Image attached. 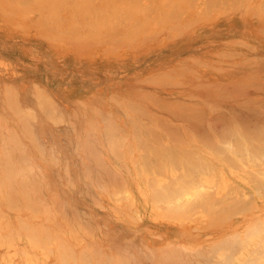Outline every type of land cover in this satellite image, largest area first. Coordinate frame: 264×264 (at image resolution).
Returning a JSON list of instances; mask_svg holds the SVG:
<instances>
[{
    "label": "crops",
    "instance_id": "0c3cea01",
    "mask_svg": "<svg viewBox=\"0 0 264 264\" xmlns=\"http://www.w3.org/2000/svg\"><path fill=\"white\" fill-rule=\"evenodd\" d=\"M209 3H211V5ZM55 5L56 4L48 3H45L42 6L33 4L29 6V8H26L23 4L15 3L13 1L4 2L0 0V58L6 57L13 64H9L11 66H7V68H1L0 66V89L5 87H13L19 93L18 99H15L14 101H10V99L0 100V103L4 102V104H0V106L19 108L17 116L9 115L10 119L0 122V138H14L16 140V148L9 153V155L11 154V157L8 155L9 151H7L5 154L7 158L5 161L8 165L5 168H8V170L11 168L10 171H16L17 169L16 172H27V170L32 171L33 174L31 177L32 179L33 177L35 179L33 181H47L42 184L32 183L30 184L31 186L34 184V186L43 185L69 188V190L65 191L63 196V201L69 204L67 209H65V212L67 213L66 217L71 218L72 216V204H78V206L74 207V210L75 212H79V217L81 218V227L83 230L85 229L87 231L86 237L82 238V242L84 241V244L81 245L82 250H85L86 248L88 249V246H90V249L94 250L95 252L105 251L106 256L115 258L114 256L117 252L127 249L129 254L133 256L130 258L131 264H163V262L177 261L178 258H180L179 260L181 261L183 259L184 262H188L191 259H194V262H198V260L202 261L204 258L206 261L207 257H205V255L207 256L210 254L209 249L211 248V245L213 242H216L217 238H221V235L216 234L219 231V226H217L216 223L222 222L226 214L219 215L221 217V221H218L219 218H217V215L213 213L214 211L211 212L210 207H208L210 212H207V206L210 205L207 204L208 200L206 199L207 196L205 195L210 192L208 189V192L205 190L203 192L202 188L203 186L205 188L206 185L208 186L216 184V172L217 170H225L226 163H223L219 160L217 162V155H222L224 152L222 149L223 147H221L219 144L222 149V153L220 152L219 147L216 150L218 152L213 151L215 147L212 149L213 146H211V143H208L210 145H207L205 143L206 141L203 140L206 138L205 135H207L204 129L211 133L210 135H212L211 137L213 138V143H221L219 140H222L224 137L222 136V139L218 138V136L221 135L219 134L218 130L215 131V123L212 125L214 126L213 129L211 128L212 126L209 129L207 128L212 124V120L215 121L214 119L216 116H218V112H222V116L225 114L224 118H227V121L230 119L231 122H235L239 119L233 113H229L228 108H238L239 106L238 109H240L244 103V99L245 102L251 104L248 98H260V102L261 100L264 101V90L261 89V85L264 89V0H192L189 2L177 3L175 5L176 7L174 6V9L172 8V10L175 11V17H172L173 14H170L166 19H150L149 24H146V26H158L159 28L155 29L154 31L152 29H145L146 34L140 36L136 35L134 28L129 29L126 35L123 31L119 30L117 33H113V31H103L104 33H100L101 35L98 33L93 34L90 30L92 26V18L90 19V16L83 12L78 14L82 16L78 23L79 29L76 27V24L73 26L62 22H59L61 24H57L55 18L68 17V13H61L57 15L54 14V18H51L47 13H39L40 11L45 12L47 10H58L62 12H69L72 10H133V7L129 4L94 3L91 5H74H79V8H73V4L70 3L60 4L57 8H55ZM25 10L37 11L38 13L28 14V18L23 20H18L16 17H14L17 16V14H21L22 11ZM169 10H171V8H169ZM10 16L12 18H8ZM147 22L148 21H146V23ZM189 22L192 24L185 28L187 26L186 24ZM130 25L135 26V19L130 20ZM60 27L63 28L61 29ZM180 28H185V30L178 33ZM71 43L80 44V49L76 50V53H80V55L84 56V63H87L86 65L88 66V69L86 72H84L85 74H77L71 69L65 70V65L61 61L62 57L58 56L54 58L52 62L48 61L50 55H55V47L58 48L62 47L60 45L64 46ZM121 47L123 50H121ZM64 48L65 47L58 49L59 51H63ZM168 74L170 75L168 76ZM71 75H74L76 81L74 80V82H70L68 84L66 81L69 80ZM248 75H251L252 77ZM166 80L167 82H164ZM176 80V84L173 83ZM256 80L260 82L258 85L262 83L260 87L256 84ZM250 81H255V86L258 88H255L254 84L251 86L249 83ZM245 84L247 85L245 86ZM36 87H39L50 97V106L52 107L51 110H47L46 113L41 111L40 103L34 96L36 93L35 90L37 89ZM253 87L255 90H253ZM258 89H261L263 92H260L261 90ZM220 91H222L221 93H225V95L223 94L221 96V94H219ZM228 93H230V95H228ZM258 94L260 95L258 96ZM29 95H31V97H29ZM247 96L249 97L247 98ZM177 100L180 104L177 102ZM240 100L242 103H239ZM256 100L257 99L253 101L252 99V102L254 103L253 106L252 104L250 105L248 103H244V106L250 105V107H254L257 105L259 107L260 102L258 103L259 100L257 102ZM168 101H171L172 103ZM157 102L161 104L164 103L166 105L165 107L161 105L164 109L168 108L167 110H175V115H177L176 113L182 114V110L184 111L185 108L188 110L189 105L195 108L201 107V110L199 109L201 113L203 112V114H205L207 112L206 116L204 115L206 118H202H205L206 122L211 124L206 126L207 124L204 122V125L202 126L196 123L198 120L194 122V119H192V121L190 118L195 117H191V115L194 113H192L190 117L187 118L189 121H186L187 119H181L184 115L181 117L177 115L178 117L175 116L176 118H173L174 114L169 111L172 113V115H169V112L165 113V111H162V108L159 107L160 105ZM174 102L176 103L177 107H179L182 103V105L186 106L180 111L179 108L181 107L177 108L174 106ZM260 104L263 103L261 102ZM169 105L172 106L170 107ZM133 106H135V108H133ZM183 107L184 106H182V108ZM242 107L240 110H243ZM260 107L262 109L264 105H261ZM202 108H204L206 112H204ZM192 109L193 108L190 107L188 111H192ZM193 110V112L198 114L197 108L196 110ZM27 111H29L31 115L24 114L29 113ZM216 111L218 112L216 113ZM200 112L199 114H201ZM213 112L216 116L213 114ZM187 113L184 112L185 117H187ZM203 114L201 116H203ZM221 114L219 116H221ZM198 115L196 116L198 117ZM210 115L212 117L215 116L214 119H211ZM259 115L264 121V116L261 112L260 114L255 115L256 118H258ZM248 116L249 115L247 114V117ZM160 117L164 120L162 122L161 119L159 121L160 123H167L169 128L170 126L176 125L175 128L179 129L177 131H179L182 136L178 137L179 139L176 137L175 139L173 138V140H171V137L173 136L172 133H170L172 136L168 135V133L166 134L163 129L164 127H162L166 126L167 128V125H163L161 123L162 125L160 126V123L158 124L157 119H160ZM251 117L248 119L253 121L254 118ZM178 118V121L175 120ZM224 118L221 120L226 122ZM256 118V123H264L262 120L260 121ZM166 120H168V122H166ZM57 121L59 122L57 123ZM190 122H193L196 124V126H201V128L204 127V129H201L199 126H197L199 128L198 129L197 127H194L195 125H193V123L191 124ZM153 123H155V125ZM110 125L112 126L113 130L111 129ZM191 127H193V129ZM238 127L241 128L242 126ZM196 128L198 131H200V129L203 130L202 132H204L203 136H205V138H202L201 131V133L198 132L199 134H196ZM170 129H173V127ZM109 130L111 132H109ZM169 130L168 132L176 133V131H173L174 129L171 131ZM217 131L219 135L217 134ZM136 132H139V138ZM244 132L245 131L242 133L240 131L242 135H244ZM176 134H174V137ZM197 135L201 136L200 139H202L204 143ZM242 135L241 139L243 137ZM106 136L110 138L108 139ZM111 136L115 138H112L114 140L113 144ZM122 136H125V138ZM134 136L136 139L138 138L139 141L142 139L141 141L143 142L140 141V144L139 141L134 138ZM117 137L118 139H116ZM145 137L149 139L147 140ZM209 137H207V140ZM183 138L186 140L184 143ZM154 139H156V141ZM230 141V143L233 144V147L238 148L237 146H234L232 140ZM107 143L110 144L108 145ZM160 143H163V145H168H166L167 149L164 153V155H167V159L168 155H170L167 154L168 147H172V150L169 149L171 151H169L170 153L176 149L175 152H173L174 154L172 153L170 156L173 157L174 155L177 158H184L187 156L189 157L188 160L192 156L188 155L191 152L194 151L195 153L196 151V153H198L199 159L203 156L204 159L201 158L200 160L209 161V163L207 164L206 162V164H211L214 168V171H216V175L212 174L214 171L206 166L209 168V171L206 172L208 168L206 169V167H204L205 165L203 164L205 163H202L201 166L205 168L206 171L202 167L206 173L201 172L199 168H196L201 172L200 173L198 171L196 175L198 179L201 180L200 183H206L205 185L201 184V186H199L202 187L199 189L202 191L201 193L199 192V195H196L195 198L196 200L198 196L202 197V193L205 194L201 198V200H204L203 198L205 197L207 200V203L205 202L204 205H202L203 208L206 206L204 211L200 209V201L197 200L196 202L199 203V206H194L196 210L193 212V209H189L192 213H189L188 209L185 211L182 207H180L178 205L180 202L175 201V203L174 201H171L176 204V208L178 206L182 208L181 211L184 210L186 213L188 212V214H184L185 212L182 214V212L179 211V208V212L175 211L177 209H174L172 203H170L172 204V207L169 208L167 204L165 207L169 209L172 208L174 211H166V209H162L164 205H162L161 202L157 203L154 201L155 199H151V194H155L157 189H161V187L160 189L157 187L162 181L165 182L168 180L169 183V179L174 175L175 178L173 177V180L179 179V177L177 178L176 175L181 172L184 173L181 167H185L186 164H189V169H194L190 164L191 161L188 162L187 160L188 163H186L184 166H181L183 160L182 162H178L179 159L176 160L174 157L173 158L177 161L173 162L177 165H175V169H173L172 166L174 164L171 165V161L174 160L172 157V160L168 159L171 160L170 163H168L169 167L164 166L161 168L162 165H164L163 163L167 161L166 159L165 161L163 160L164 162L161 160L165 156L160 153L163 152L166 146L164 145L165 147L162 148L163 145ZM114 144L117 146H114ZM225 144L226 146H230L228 142ZM110 145H113V147H110ZM137 145L139 148H137ZM144 146H147L148 149L144 150ZM226 146H224V150H227L225 149ZM180 147L187 149L188 152L186 150L185 151L189 154L185 155L187 154L185 151L181 153L179 151L181 150ZM113 148L115 150L114 153L112 150ZM229 148L228 150H230ZM243 148L244 147H242L240 150L245 152L244 150H246V148ZM157 149L160 151V158L162 157L159 159V161L161 160L163 163L161 167L157 166L156 168L157 171L162 169V173L160 172L157 174L156 171V173L153 174L152 172H155V168L152 169L150 166L153 165V163L156 165V162L151 160L153 162L151 163L150 157L153 159L152 154L155 153V157L157 159L159 158L157 155ZM143 150L147 153H145ZM116 151H118V153ZM115 152L119 155H115ZM230 152L228 151L229 154H232ZM228 153L226 152V154ZM235 153L239 154L238 152ZM223 154L225 155V153ZM93 155L94 157H92ZM143 155H149L147 156L149 160L147 165H145L146 157L143 158L145 159L143 161L141 159ZM97 156H99V159H96V161L98 160L99 164L96 162V166H94L95 158H98ZM187 157L184 158L185 162ZM9 158L12 160L11 163ZM100 159H103V162L105 161V163H103ZM199 159L196 158L193 159V161ZM133 160L137 162L135 163ZM133 163L136 165L134 166ZM12 164L13 166L16 165V169L12 166ZM101 164L102 166H100ZM179 164H181V167ZM193 164H198L199 166L201 163L199 164L197 161L193 162ZM155 165H153V167ZM165 165H167V163ZM101 167L105 169L102 170ZM187 168L188 167L186 166L184 170L186 171ZM196 169H194L195 171L193 170L194 174L191 171L193 176L195 175V172H197ZM112 170L113 172H111ZM170 170L172 172H170ZM177 171L180 172L177 173ZM186 172L184 173L185 175ZM98 173L101 175L102 180ZM150 173L157 181H151L155 183L153 186L157 188L155 190L156 192L153 191L154 187L152 188L153 190L151 189L152 191L149 189L150 179H153ZM165 173L167 176H170H168L169 179H167ZM120 174L125 181L123 179L121 180L122 177ZM159 175L162 178L159 177ZM111 176L113 179H116L114 182L112 181L113 179ZM147 176H149L150 179L146 178ZM200 176H202V179H200ZM185 177L189 180V177L191 176H184V178ZM99 178L103 184H99L101 183ZM17 179H19V177ZM120 181H124L125 183H121ZM183 182L185 183L186 181ZM146 183L149 184L147 185ZM179 183L181 182L177 180L176 184ZM16 184L14 185H29L28 183ZM171 184L172 183H170V185ZM176 184L173 183L171 186L176 188ZM181 184L178 185L179 188ZM117 186L119 188H117ZM188 186L189 185L187 184V187ZM100 187L104 189H101ZM187 187H184V189H186L185 193L183 188H180L182 189L183 193H181V190H179L180 192L177 190L179 194L181 193V197L183 194L185 195L187 193V190L188 195L190 194V197H192L191 194L194 192L191 193L192 190L190 189L193 188V186H191L190 189ZM208 187L210 188V186ZM72 188L79 189L77 191L73 190ZM124 188L127 190H124ZM162 188H164V186ZM171 188L168 186V191H170ZM214 188L215 186L213 187V190H215ZM173 190L175 189L173 188ZM195 190L198 191V189ZM125 191L126 193L124 194L128 198V203L120 204L118 198L119 195L117 194H121ZM163 191H166V189H163ZM197 191L194 194H196ZM173 192L174 191H172V194H174ZM165 193L163 192V199L165 197L164 203L170 202V200L174 199L170 197L171 199L169 198V200L166 198V196H168L170 193ZM212 194L210 197L208 195V197L214 198V195L212 196ZM188 195H185V197ZM154 196H158L157 193ZM194 197L195 196H193L189 202L192 201V199L194 201ZM200 197H198V199H200ZM176 198L175 200H178L180 196H178L177 199ZM187 198L189 199V196ZM187 198H183V200H186L187 202ZM180 200H182V198H180ZM98 203L99 205H96ZM192 205H190L191 208L193 207ZM187 206L189 207L188 204ZM176 215L177 217H175ZM185 215H189V217ZM228 217H233V215H228ZM164 218L165 221H163ZM84 219H86L85 227ZM167 226L178 229L176 230L178 234L174 233L172 235V239L170 240L165 238V230ZM179 233L180 237L178 238ZM186 235L187 238H185ZM88 237L89 239L94 238V241H89ZM121 237L123 239L127 237L128 241L122 243L120 241L122 239ZM159 243L162 244L160 245ZM173 243H176L180 250H178L179 248L177 246L174 248ZM144 246H146L147 249ZM168 248L172 253L167 251ZM193 248H195V251L198 250L197 252L200 251L199 255H202L199 256L197 252L195 253ZM87 249L86 251H88ZM174 249L177 250L174 251ZM164 252L167 255H164ZM174 253L176 254L174 255ZM186 254H189L191 259L189 257L188 260V258L180 256H187ZM170 255L174 258L170 259ZM208 257L209 258L207 259V262H213L215 259L210 255ZM111 258L108 257V261ZM48 263L50 264L51 262ZM65 263L71 264L69 262H64V264ZM54 264H57V262ZM80 264L100 263L99 259H96L95 262H80ZM110 264H119V262H112Z\"/></svg>",
    "mask_w": 264,
    "mask_h": 264
},
{
    "label": "rangeland",
    "instance_id": "374dc122",
    "mask_svg": "<svg viewBox=\"0 0 264 264\" xmlns=\"http://www.w3.org/2000/svg\"><path fill=\"white\" fill-rule=\"evenodd\" d=\"M1 1H4V2L13 1L15 3L25 5L26 8H29V6H31L33 4H36V5L38 4V5L42 6L45 3L46 4L47 3L48 4H56L55 8H57L60 4L67 3L66 1H68V2L71 1L70 4H73V8H79L80 4H88V5H91L94 3H125V4H129L130 6L133 7V10H129V11H127V10H125V11H100V10L80 11V10H72L69 12H62V11H58V10H47L45 12L40 11L39 13H47V14H49V16L51 18H54V14L57 15V14H61V13H68L67 14L68 17H57V18H55L57 21V24H61L59 22L66 23L67 25L70 24L72 26L74 24H76L77 25L76 27L78 28V26H79L78 23L82 18V16H80L78 14L83 12L85 14L87 13L90 16V19L92 18V22H91L92 26H91L90 30L93 34H96V33L100 34L103 31L104 32L105 31H108V32L113 31V33H117V31L119 30V31H123L126 35L129 31V29L134 28L136 35L140 36V35L146 34L145 29H148V30L152 29L154 31L155 29L159 28L158 26H150V25L146 26V24H149L150 19H154V18L159 19L160 17L166 19L168 17L169 13L173 14V16L175 17V11L174 10L169 11V8L172 7V4L174 6V4L176 5L177 3H184V2H189L192 0H66V1H64V0L63 1H61V0H1ZM199 1H209V0H199ZM174 2H176V3H174ZM149 3L151 4V6L147 5ZM165 3H166V5H164ZM75 4H79V5L74 6ZM145 5L148 8H146ZM157 5H158V7H157ZM154 7H157V8H155V10H154ZM93 8H95V7H93ZM172 8H174V7H172ZM146 9H148V10H146ZM34 13H38V12L25 10V11H22L21 14H19V15L17 14V16H14V17H16L18 20H23L25 18H28V16H29L28 14H34ZM125 13L127 14V16ZM128 14H129V16H128ZM71 17H73V18H71ZM8 18H12V17L10 16ZM131 19H135V25L136 26L130 25ZM146 21H148V22L146 23ZM191 24H192L191 22L187 23L186 24L187 26L185 28L189 27ZM60 28L62 29L63 27H60ZM185 28H180V30H178V33L185 30ZM57 34H60V33H57ZM60 46L65 47L64 50L59 51L58 48L62 49V47H58V48L55 47V51H54L55 55L54 56L50 55L49 56L50 58L48 61L52 62L54 58H56L58 56L62 57L61 61L65 65L64 66L65 70L71 69V70H73V72H76L77 74L78 73L85 74L84 72H86V70L88 69L87 68L88 66L86 65L87 63H84L85 62L84 56L80 55V53L79 54L76 53V50L80 49V44L71 43L68 45H64V46L60 45ZM121 50H123L122 47H121ZM6 60L9 61V59L6 57L0 58L1 68H7V66L10 67L11 65H13L12 62H10V61L8 62ZM9 64H11V65H9ZM74 80H75L74 75H71L69 77V80L66 82H68V84H69L70 82H74ZM36 88L37 89L35 90L36 93L34 96H35V98H37L39 103H40V100L47 103V107H46L47 109H45V107L40 108L41 111H44L46 113L47 110H51V107H52V106H50L51 105L50 97L46 93H44L39 87H36ZM17 93L18 92L13 87H10V88L5 87L3 89H0V100L10 99V101L11 100L14 101L15 99H18L19 93L18 94ZM29 97H31V95H29ZM41 103H43V102H41ZM0 104H4V102H1ZM40 106H41V104H40ZM17 108L9 107V106H0V122H4L7 119H10L9 115L17 116V112L19 110V108L18 109ZM27 112H29V111H27ZM230 112L233 113L232 111H229V113ZM26 114L31 115V113H26ZM243 129L244 128H240L239 131L243 132L244 131ZM230 145H232V144H230ZM13 148L14 149L16 148V140L14 138H10V139L0 138V157L2 158V159H0V174H1L0 180H2V181H0V210H2V212L0 211V214H1L0 215V264H47L48 262H51L50 264H54L55 262H57V264L58 263L62 264V261L67 262V260H66L67 257L70 260L69 256L71 258L73 256H75L74 261L72 260L73 264L74 263L80 264V262L83 259H84L83 262H88V263L95 262L96 259H99L100 264H106V263L110 264L112 262H117V261L119 262V264H126V262H127V264H131L130 258H132L133 256H130V254L127 250H123V251L120 250L119 252H117L116 255L114 256L116 259L111 258V256H108L111 258L110 259L111 261H108L107 256H105V253H106L105 251L95 252L94 250L90 249V246H88L89 247L88 253L86 250H82L81 245L84 244V241L82 242V238L86 237L87 231L85 229L83 230V228L81 227V218L79 217V215H80L79 212H75V210H74V207L78 206V204H74V203L72 204V207H73L72 216H71V218L66 217L67 213L65 212V209H67L69 204L65 203L63 201V196L65 194V191L69 190V188L56 187V186H43V185L31 186L30 184H32L33 182L42 184V183H45L47 181L46 180L33 181L31 179L32 178L31 175L33 174L32 171H31L32 173H30V171H27V172L10 171L9 172L8 168L6 169L8 172L5 171V167L8 166L5 159H4V158H6L5 154L9 150L13 151L14 150ZM41 150H42V148H41ZM2 154H4L5 157ZM233 154L234 153L230 154V156H232L233 159L236 158L235 161L241 162V159L244 158V156H240L241 158L239 159V157L237 156L238 154H236V155L235 154L233 155ZM227 156L230 157L229 155H227ZM227 156L225 157L223 155H217V162L219 160L223 163H226L225 164L226 169L222 170V171L217 170V172H216L217 173L216 179L218 178V181L216 182V187H218V188L216 189V191H220V190L226 191L227 186H231L230 184L233 185L235 183L234 178L231 175L232 168H233V170H234V168H237V171L240 174L243 173L244 175H246L244 173V171H242V169L240 168L241 167L240 165H239L240 167L238 166V164H237L238 167L237 166L234 167L235 165L232 166L231 164H232L233 160H231V158H230L231 161L229 162L228 160H226L228 158ZM254 157H256V156H254ZM235 161H233L234 164L236 163ZM242 161H243V159H242ZM240 162H237V163H240ZM249 163H250V161H249ZM230 168H231V170H230ZM6 172L8 174L10 173L9 174L10 180L7 177ZM5 176L7 178H5ZM12 176H14L15 179H13ZM18 177H19V179H17ZM262 177H264V176H262ZM262 179H264V178H262ZM13 180H15V181H13ZM22 180H25V181L21 182ZM31 180H32V182H31ZM230 181H232V182H230ZM27 182L29 185H25V186H15L14 185L16 183H27ZM228 182H230V183L228 184ZM10 185H11V187H9ZM29 186L31 188H29ZM28 188H29V190H28ZM225 188H226V190H225ZM11 189H13V191L14 190L15 191L13 192ZM72 189L78 191L79 188H72ZM7 190H8V193L10 190L11 194L10 193L8 194ZM21 190H22V192H21ZM16 191H17V193H16ZM223 191H221L222 194L224 193ZM29 193H30V195H29ZM7 194L9 195V197H7ZM120 195L123 196L125 194L122 193ZM230 195H232V194H230ZM240 196H241V194H240ZM240 196L238 194L237 197L239 198ZM242 196H244V195H242ZM5 197L7 198L8 201L5 200L6 199ZM10 197L11 198L13 197L12 202H14V204H15L14 206H12V205L10 206V204L7 203V202L11 203V201H9V199H8ZM234 197H235V194H234ZM16 198L19 200H17L15 202L14 200H16ZM32 198H34V200ZM246 198H248V197H246ZM25 199H26V201H24ZM30 199H32V200H30ZM35 200H36V202H35ZM27 201L29 204L27 203ZM119 201H120V204H126V203H128V198L127 197L125 198L123 196L122 198H119ZM6 203L9 204V206H7ZM25 203H27L29 207L26 206L27 204H25ZM16 204H18V206H16ZM33 204H34V206H33ZM35 204H37V205H35ZM23 205H25V206H23ZM32 208H34L33 209L34 211L32 210ZM43 209H45V210H43ZM245 215L246 214L243 215L242 213L241 214L237 213V215H236V213H235L233 215V217H226L225 216V218L223 219V220L226 219L225 222L222 221V222L217 223V226H219V231H218L219 233L217 232L216 234L221 235L220 236L221 238H217L216 242H218L221 239L223 240V238H222L223 233L232 234V232H234V230H236V229L240 230V231L237 230L238 231V237L236 239L238 241L235 239L236 241L234 240V242H233V239L229 238V239H232L229 241L231 244L230 247L233 250V251H231L233 254H231V257H229V258L224 257V256L228 255V254H226L227 250H230V248L227 247V246H229V243L228 244L226 243L227 246L223 245L221 243L223 245L222 246L223 248L221 246H220V248H216L217 251L214 252V254L216 253L215 255H217L216 260L222 261L225 258L226 262L224 259V263L219 262V261H217V262L213 261V262H203L204 264H264V214H260V216L256 217L258 220L255 218L254 219H251V218L247 219ZM2 217H3V219H2ZM18 218H21V220L18 221ZM218 218H219V221H221V217L219 216V214H218ZM250 220H253V221H250ZM17 221H18V225H17ZM249 221L252 222L253 225L250 223L247 224V222H249ZM85 222H86V219H84V227H85ZM27 224H29V226ZM231 224H233V225L231 226ZM246 224L247 225L250 224L251 227L250 226L247 227ZM19 225L21 226V228H19L20 227ZM31 225L33 228L36 229V231H35V229L32 230ZM42 225H44V226H42ZM45 225H47L48 230L46 228H45L46 230L44 229V227H46ZM24 226H25V228H27V226H28L29 229L26 230L24 228ZM42 227L44 230L42 229ZM234 227H236V228L234 229ZM9 229H11V230H9ZM249 229H250V231H249ZM252 230H253V232H252ZM32 231H34V233H32ZM46 231H48L50 234H48V232H46ZM16 235H17V237H16ZM32 235H34V236L32 237ZM44 235H46V236H44ZM88 239H89V237H88ZM46 240H48L49 242L48 241L46 242ZM89 241H94V238L89 239ZM120 241L122 243L127 242L128 238L127 237L125 239L122 238ZM229 241H227V242H229ZM41 243L44 246L41 245ZM57 244L64 245V246L60 247V245L58 246ZM213 244H214V242H213ZM213 244L211 246H213ZM88 245H90V244H88ZM39 246H41V248ZM49 246L51 248V249L49 248L51 251H49V249H48ZM235 246H237V247H235ZM58 247H59V249H57ZM67 247H69V248L71 247V249H73L74 255L72 256V252H71V254H68L67 256L65 254L64 255L65 259H64V258H62L63 256L60 254V252L63 251L62 250L63 248H66L64 250H66V253H69L68 252L69 248L67 249ZM211 249H212V247H211ZM59 250H61V251H59ZM210 251H212V250H210ZM58 252L61 255L60 256L61 260L62 259H64V260H62V261L59 260L60 257L58 255ZM80 254L82 256H80ZM212 254H213V252H212ZM224 254H226V255H224ZM122 255H124L123 258H122ZM8 256H9V258H8ZM89 256H90V258H89ZM125 256L129 258V259L127 258L128 261H126V258H124ZM222 256H223V259L221 260ZM228 256H230V254ZM77 257H79L80 259L79 258L77 259ZM72 261L70 260L69 262L72 263ZM124 261H126V262H124ZM179 261L181 262V260H179ZM180 262H178V261L168 262V263L163 262V264H196L197 263V262L195 263L194 260H189L188 262H181V263Z\"/></svg>",
    "mask_w": 264,
    "mask_h": 264
},
{
    "label": "bare ground",
    "instance_id": "6f19581e",
    "mask_svg": "<svg viewBox=\"0 0 264 264\" xmlns=\"http://www.w3.org/2000/svg\"><path fill=\"white\" fill-rule=\"evenodd\" d=\"M61 1H63V0H61ZM64 1H66V0H64ZM217 1H218V0H217ZM66 2H67V3H70L71 1H70V2L66 1ZM149 2H150V1H149ZM176 2H177V1H176ZM176 2H174V3H176ZM214 2H216V1H214ZM150 3H151V2H150ZM150 3L147 4V5H150V6H151ZM211 3H212V2H211ZM211 3H209V4L211 5ZM230 3H231V2H230ZM164 5H166V3H165ZM150 6H149V7H150ZM174 6H175V4H174ZM174 6H173V4H172V7H174ZM145 7L148 8L146 5H145ZM157 7H158V5H157ZM157 7H154V10H155V8H157ZM172 7H171V10H172ZM175 7H176V6H175ZM173 9H174V8H173ZM146 10H148V9H146ZM169 11H170V10H169ZM177 12H178V11H177ZM126 13H127V12H126ZM126 13H125V14H126ZM128 13H129V12H128ZM118 14H119V13H118ZM169 14H170V13H169ZM169 14H168V16H169ZM123 16H124V15H123ZM126 16H127V14H126ZM128 16H129V14H128ZM115 17H116V16H115ZM124 17H125V16H124ZM172 17H173V15H172ZM71 18H73V17H71ZM127 18H128V17H127ZM160 18H161V17H160ZM98 20H99V19H98ZM116 24H117V23H116ZM107 25H108V24H107ZM135 26H136V25H135ZM171 28H172V26H171ZM107 30H108V29H107ZM101 31H102V30H101ZM171 31H172V30H171ZM100 35H101V34H100ZM116 39H117V38H116ZM105 40H106V39H105ZM105 40H104V41H105ZM108 40H109V39H108ZM114 40H115V39H114ZM166 75H167V74H166ZM169 75H170V74H168V76H169ZM163 76H164V75H163ZM248 76H251V75H248ZM263 76H264V75H263ZM251 77H252V76H251ZM260 77L262 78L261 75H260ZM160 80H161V79H160ZM179 81H180V80H179ZM239 81H240V80H239ZM251 81H253V80H251ZM251 81H250L249 83L251 84V86H252V84H254V87H255V88L257 87V86H255V85H256V84L258 85V83H260L258 80H256V82H257L256 84H255V81H254V82H251ZM261 81H262V80H261ZM164 82H167V80L164 81ZM164 82H163V83H164ZM176 82H177V80H176L175 82H173V83L176 84ZM160 83H161V82H160ZM173 83H172V84H173ZM247 83H248V82H247ZM164 84H165V83H164ZM198 84H199V83H198ZM198 84H197V86H198ZM261 84H262V83H261ZM261 84H259L258 86L260 87ZM206 85H210V84H206ZM242 85H243V84H242ZM246 85H247V84H245V86H246ZM248 85H249V84H248ZM254 87H253V88H254ZM255 88H254L253 90H255ZM257 88H258V87H257ZM251 89H252V88H251ZM261 89L264 90L263 87H262V85H261ZM261 89H258V90H261ZM222 90H223V88H222ZM258 90H257V91H258ZM262 90H261L260 92H263ZM221 92H222V91H220V93H219V94H221V96H222L223 94L225 95V93H221ZM229 92H230V91H229ZM263 93H264V92H263ZM226 94H227V93H226ZM228 95H230V93H228ZM259 95H260V94H258V96H259ZM262 95H263V94H262ZM219 96H220V95H219ZM226 96H227V95H226ZM248 97H249V96H247V98H248ZM251 97H252V96H251ZM252 99H253V101H254L255 99H257L256 102H257L258 100H259L258 103L260 102V98H250V99L248 98V100H249V102H251L252 106H253V104H254V103L252 102ZM157 100H158V98H157ZM250 100H251V101H250ZM242 101H243V99H242ZM246 101H247V99H246ZM41 102H43V103H41ZM168 102H171V101H168ZM175 102H176V101H175ZM175 102H174V103H175ZM177 102H178V100H177ZM191 102H192V101H191ZM194 102H195V101H194ZM194 102H193V103H194ZM240 102H241V100L239 101V103H240ZM256 102H255V103H256ZM261 102H262L263 104H260ZM261 102L259 103V105H260V106H261V105L263 106V105H264V101L261 100ZM157 103H159V102H157ZM171 103H172V102H171ZM178 103H179V102H178ZM241 103H242V102H241ZM244 103H248V102H245V99H244ZM244 103H243V105L241 104V105L243 106V107L241 106L243 110H240L241 107H240V109H238L239 106H238V108H231V107L228 108V110L230 109L229 111H232V112L235 114V116L239 119V120H237V121H235V122H234V121L231 122V120H230L229 118H228L229 120L227 121V120H226L227 118H224V117H225V116H224L225 114H223V116H222V114H221L222 112L220 113V112L216 111V113L218 112V113L221 114V116H219L220 114L217 113L218 116H216V115L214 114V112H215V111H214L213 114H214L216 117H219V118H216V117L214 116L215 119H214V117H212L213 115H212V113H211V115H212V116L210 115L211 119L213 118L216 122L213 121V120H212V121H213V122H212V121L210 120L212 124L209 123V124H211V125H210L209 127H207V128L209 129V128L215 123V128H216L215 131L218 130V131H219V134L221 135V136H218L219 134H218V131H217V134H218L217 136H218V138L222 139V138L224 137V138H223L224 140H223V139H222L223 141H222V140H219V142H221V143H217V144H216V143H213L214 141L212 140V139H213V138L211 137L212 135H210L211 133H209L206 129H204V127L201 128V126H199V125H202V126H203V125H204V122L207 124L206 126L209 125V124L206 122V119H205V118H206L205 116H206V113H207V112L204 110V108H202V109L204 110V112H206L205 114H203V112H202V113L200 112L201 107H196V108H197V113H198V114H199V112L201 113V114L198 115V114H196L195 112H193V111H194L193 109L196 110V108L193 107V106H191V105H189V106L192 107L193 109H192V111H188V110L190 109L189 106H188L189 109L187 110V109L185 108L186 105H182L183 103L179 106V107H181V108L177 107V106H176V103L174 104V106H176L177 108H179L180 111H181V109H184V108L186 109V111H185V109H184V111L182 110V112H183V113L181 112L182 114H180V113H176L179 117H181V116L184 115L181 119H185V120H186L187 118L190 117V115H191L192 113H194V114L191 115V117H192V116H193V117L195 116V117H194V118H190V119H191V120L194 119V122H196V120L199 121V122H198V121L196 122V123L199 124V125H197V126H199L201 129H204V131H206V132H205V133H207V135H205L206 138H205V136H203V133H204V132H202L203 130L200 129V131H201L202 133H201L200 131H198L199 128L196 126V124H194V123L192 122L193 125H195L194 127H197V128H198V129L196 128L197 131H196V130H194V131H196V134L201 133L202 138H205V139H203L204 141H206L205 143H206L207 145H210V144H208V143H211V146H213L212 149L215 147V149H213V151L218 152V151H216V150H217L218 147H219V148H220L219 150H220L221 153H222L221 150L223 149V151H224L223 153H225V155H224L223 153H222V155L225 156V157L229 154L228 151H229V152L231 151L230 153H233V152H234L235 155L237 154V153H235V152H238L239 154H238L237 156L239 157V159L241 158L240 156H244V158H242L243 161H242V159H241V162H240V161H235L236 158L233 159V157L230 156V154H229L230 157L227 156L229 159L227 158L226 160H228L229 162H230L231 160L235 161V162H236V163H235V166H234L233 161H232V164H231V163H230V164H231L232 166H234V167H236L237 164H238V166L240 165L241 167H240V166H239V167L242 169V171H244V173H245L246 175H244L243 173L240 174V173L237 171V168H235L234 170H233V168H232V170H231V168H230V170H231V172H232L231 175H232V177L234 178L235 183H234L233 185L230 184L231 186H227V185H226V186H227V187H226L227 190H226V188H225L226 191H223V190L216 191V189H217L218 187H216V184H215V185L213 184L214 182L212 183L213 185H208V186H210V188H209L207 185H206V187L204 188V186L202 185L203 188H204V189H203L202 187H199V186H201V184H204V183H200L201 180H199L198 177L196 176L197 173H198V171L200 170L201 172H204V170H205L204 167H206V166H208L210 169H212V171H214V168L212 167L211 164H209V165H211V166L207 165V164L209 163V161H207V160H206V161H205V160H204V161H203V160H200L201 158L204 159V157L202 156V157H200V159H199L198 153H196V151H195L196 154L194 153V151H193V152L190 151L192 154H191V153L189 154V153H187V152H188L187 149H184V148L182 147V148H183V151H182V148L180 147L181 150H179V151H180L181 153L184 152V151L186 150L187 152H186V151H185V152H186L187 154H185V155H188V154H189L188 156H191V155L193 156V157L191 156V158H193V159H196V158H197V159L200 160V161H199V160H194V161H193V159H191V158H190L191 160H190V159L188 160L189 157H187V156H185L184 154H182L183 156L187 157V158H186V162H185V160H184L185 157H184V158H179V157L177 158L176 156L173 155V157L176 158V160L179 159L178 162H179V161L182 162V160H183L182 165L179 164V166H180V165H181V166H184L186 163H188L189 161H191L192 163L190 162V164H191V166H192L194 169L199 168V170L196 169L197 172H195V175L193 176V175L191 174V171H192V173L194 174V172H193L194 169L192 168L193 170H190L191 168L189 169V166H190L189 164H186L185 167H181V166H180L181 169H183L184 173L187 171V172H186V175H185L184 173H182V172H181V173H178V172H180V171H177L178 174L176 173V174H177L176 177H177V178L179 177V179H177V180H179L181 183H182L183 181H186V182H185L186 184H185L184 182H183L182 184L179 183V184H181V185H180V188H183L184 193H185V192H186V191H185L186 189H184V187H187V184H188L189 186H188L187 188H189V189L191 188V186H193V188L190 189V190H192L191 193H192V192L195 193V192L197 191V190H195V189H198V191H197L196 194H194V193L191 194L192 197H193V196H195V197H194V201H193V199H192V201H190V202H191V203H190L189 200H190L192 197H190V194L188 195V190H187V193H186L185 195H188V196H189V199L187 198L188 196L185 197L184 194H183L182 197H181V193H183V192H182V189L179 188V186H178L179 184H176L177 180H176V179L173 180V177L175 178V175H174V176H171V178L169 179L170 176L168 175V176H169V177H168V176L166 175V173H165V176H167V179H169V183H168V180H166L165 182L162 181V182H161L162 184L160 183L161 185L158 184V183H159V182H158L157 184H158L159 186H158L157 188L160 189V187H161V189H162V190H161V189L158 190L155 186H153L155 183L151 182L152 180L154 181L155 179H154V176L151 175V173H150V175H151V177H152L153 179H150L149 176L146 177V178H149V179H150V184L148 183V184H149V189L151 190V189L154 187V190H153V189H152V190H153L154 192L157 191L156 193H157V195H158V196H154L156 193H155V194H151V197H152L151 199H153V200L155 199L154 201L157 202V203H160V202H161L162 205H164V206L162 207V209L164 208V209H166V211H167V210H172V211H174V209H177V210H175V211H178V208H179V211L182 212V214H183L187 209H188V210H189V209H190V210L193 209L192 211L194 212V211L196 210L195 207H197V205L200 203V206H201L200 209L204 211L205 208H206V206H204L205 208H203L202 205H204L205 202L207 203V200H208V203H207V204L210 205V206H207V212H210V209H211V212L214 211L213 213H215V214L217 215V216H216L217 218H218V214H219V215H220V214H223V215L226 214L225 216L228 217L227 215H230V214H233V213H234V214L236 213V215H237V213H240V214L242 213L243 215L246 214L245 216H246L247 219H249V218H251V219H254V218L257 219L256 217L260 216V214H264V179H262V178H264V177H262V176H264V123H263V124H262L261 122L256 123V120H255V118H256L255 115L260 114V112H261V113L263 114V116H264V107H263L262 109H261L260 106H259V107H260V108H259L257 105L254 106V107H250V105H251L250 103H248V104H250V105L244 106ZM40 104H41V107H42V108L45 107V109H47V108H46V107H47V103H46V102L40 100ZM179 104H180V103H179ZM195 104H196V103H195ZM132 105H134V104H132ZM159 105H160L159 107H161V108H162L163 106H164V107L166 106L164 103H162V104L159 103ZM161 105H163V106H161ZM228 105H229V104H228ZM130 106H131V104H130ZM169 106L171 107L172 105H169ZM182 106H184V107L182 108ZM167 107H168V106H167ZM170 107H169V108H170ZM257 107H258V108H257ZM133 108H135V106H133ZM161 108H160V109H161ZM167 109H168V108H165V109L162 108L161 110H162V111H165V113H166V112H169V111L172 112V113L174 114V115H173V116H174L173 118H176L175 116H177V115H175V110H173V109H169V110H167ZM199 109H200V110H199ZM259 109H261L262 111L259 110ZM130 110H131V107H130ZM216 110H217V109H216ZM133 111H134V110H133ZM143 111H144V109H143ZM198 111H199V112H198ZM121 112H122V111H121ZM137 112H138V111H137ZM170 112H169V115H170V114L172 115V113H170ZM176 112H177V111H176ZM184 112H185V113L188 112V113L186 114L187 117H185ZM29 113H30V112H29ZM145 113H146V112H145ZM145 113H144V114H145ZM148 113H149V112H148ZM244 113H245V114H244ZM20 114H21V113H20ZM25 114H26V113H25ZM57 114H58V113H57ZM179 114H180V115H179ZM195 114L198 115V117H197ZM202 114H203V116H201ZM242 114H243V115H242ZM247 114L249 115L248 117H247ZM250 114H251V115H250ZM146 115H149V114H146ZM150 115H151V113H150ZM152 115H153V114H152ZM188 115H189V116H188ZM204 115H205V116H204ZM244 115H245L246 117H245ZM54 116H55V115H54ZM178 116H177V117H178ZM251 116H252V117H251ZM254 116H255V117H254ZM158 117H159V116H158ZM166 117H169V116H166ZM202 117H205V118L203 119ZM221 117H223L224 120H226V122L223 121V120H221V119H223V118H221ZM250 117H251V118H254L253 121H251V119H248V118H250ZM22 118H23V117H22ZM57 118H58V117H57ZM198 118H199V119H198ZM201 118L203 119V121H202ZM220 118H221V119H220ZM49 119H50V118H49ZM151 119H152V116H151ZM158 119H159V118H158ZM158 119H157V121H158V124H159V123H160L159 121H160L162 118L160 117V119H159V120H158ZM207 119H208V118H207ZM217 119H218V120H217ZM219 119H220V121H219ZM233 119H234V118H233ZM256 119H259L260 121L262 120V119L260 118V115H259V117L256 118ZM175 120L178 121L179 118H178V119H175ZM191 120H190V121H191ZM204 120H205V121H204ZM235 120H236V119H235ZM157 121H156V123H157ZM163 121H164V120L162 119V122H163ZM182 121H183V120H182ZM186 121H189V119H187ZM192 121H193V120H192ZM207 121H208V120H207ZM262 121H263V120H262ZM58 122H59V121H57V123H58ZM109 122H110V121H109ZM109 122H108V123H109ZM152 122H153V119H152ZM162 122H161V123H162ZM166 122H168V120H166ZM179 122H180V121H179ZM208 122H209V121H208ZM219 122H221V123H219ZM263 122H264V121H263ZM54 123H55V122H54ZM114 123H115V122H114ZM114 123H113V124H114ZM133 123H134V122H133ZM161 123H160V126L163 124V123H162V124H161ZM169 123H171V122H169ZM188 123H189V122H188ZM190 123H191V122H190ZM192 123H191V124H192ZM200 123H202V124H200ZM64 124H65V123H64ZM148 124H149V123H148ZM153 124L155 125V123H153ZM258 124H259V125H258ZM24 125H26V124H24ZM107 125H108V124H107ZM115 125H116V124H115ZM134 125H135V124H134ZM134 125H133V126H134ZM144 125H145V124H144ZM163 125H167V128H169V125H168L167 123L164 122ZM188 125L191 126L190 124H188ZM193 125H192V126H193ZM110 126H111V125H110ZM118 126H119V125H118ZM131 126H132V124H131ZM135 126H136V125H135ZM146 126H147V125H146ZM160 126H158V127H160ZM206 126H205V128H206ZM238 126H242L241 128H244V129H243V130L245 131V132H244V135H242V134L240 133V131H239L240 128H239ZM259 126H260V127H259ZM108 127H109V125H108ZM162 127H164L163 129H164V131L166 132V134L168 133V135H170V133H172L173 136L170 135V136H172V137H171L172 139L169 137L171 140H173V138L175 139L176 137L178 138V137H181V136H182L181 133H179V131H177V130H179V129H178V128H175L176 125H174V126H170V128L173 127L174 130H173V129H170V128H169V129H170V130H169V129L166 128V126H162ZM213 127H214V126H212L211 128L213 129ZM114 128H115V127H114ZM135 128H136V127H135ZM186 128H187V127H186ZM191 128L193 129V127H191ZM238 128H239V129H238ZM111 129H112V126H111ZM118 129H119V127H118ZM132 129H133V127H132ZM150 129H151V128H150ZM166 129H167V130H166ZM175 129H176V130H175ZM188 129H189V128H188ZM27 130H28V129H27ZM105 130H106V128H105ZM107 130H108V129H107ZM112 130H113V129H112ZM119 130H120V129H119ZM134 130H135V129H134ZM151 130H152V129H151ZM168 130H169V131H171V130L176 131V133H177L178 135H177L176 133H174V132H168ZM189 130H190V129H189ZM115 131H116V129H115ZM115 131H114V132H115ZM121 131H122V130H121ZM215 131H213V132H215ZM237 131H238V132H237ZM109 132H111V131L109 130ZM132 132H133V131H132ZM150 132H151V131H150ZM191 132H192V131H191ZM198 132H199V133H198ZM115 133H116V132H115ZM124 133H125V131H124ZM136 133H137V132H136ZM152 133H153V132H152ZM173 133L176 134L175 137H174V134H173ZM242 133H243V132H242ZM246 133H247V134H246ZM107 134H108V132H107ZM116 134H117V133H116ZM116 134H115V136H116ZM138 134H139V132L137 133V135H138ZM240 134L243 136L242 139H241V135H240ZM119 135H120V134H119ZM134 135H135V134H134ZM168 135H167V137H168ZM209 135H210V137H209ZM112 136H113V135H112ZM112 136H111V140L115 139V138H113ZM115 136H114V137H115ZM135 136H136V135H135ZM135 136H134V138L136 139L137 136H136V137H135ZM139 136H140V135H138V138H139ZM197 136L199 137V139L201 138V136H199V135H197ZM222 136H223V137H222ZM106 137H108V136H106ZM120 137H121V136H120ZM122 137L125 138V136H122ZM207 137H209L208 140H207ZM225 137H226V138H225ZM109 138H110V137H108V139H109ZM112 138H113V139H112ZM138 138H137L136 140L139 141ZM145 138H146V137H145ZM210 138H211V139H210ZM228 138H229V140H228ZM116 139H118V137H117ZM146 139H147V138H146ZM148 139H149V138H148ZM148 139H147V140H148ZM178 139H179V138H178ZM181 139H182V138H181ZM225 139H226V141H225ZM245 139H246V140H245ZM106 140H107V138H106ZM141 140H142V139H140V141H141ZM154 140L156 141V139H154ZM157 140H158V139H157ZM200 140H202V139H200ZM203 140H202V142H203ZM215 140H216V139H215ZM227 140H228V141H227ZM230 140H232V142L234 143V146H237L238 148L233 147V146H232L233 144L230 143V142H231ZM31 141H32V140H31ZM75 141H76V140H75ZM107 141H108V140H107ZM109 141H110V140H109ZM117 141H118V140H117ZM140 141H139V143L141 144V142H143V141H141V142H140ZM177 141H178V140H177ZM180 141H182V140H180ZM184 141L186 142V140H184V138H183V143H184ZM207 141H209V142H207ZM240 141H241L242 144L240 143ZM113 142H114V140L112 141V144H113ZM145 142H146V141H145ZM158 142H159V141H158ZM160 142H161V141H160ZM170 142H171V141H170ZM223 142H224V143H223ZM226 142H228L229 145L232 144V145H230L232 148H231L230 146L227 145L228 148L230 147L229 149H232V150H228V148H227V146H226V144H225ZM74 143H75V142H74ZM76 143H77V141H76ZM148 143H149V142H148ZM167 143H168V142H167ZM176 143H177V142H176ZM203 143H204V142H203ZM107 144H108V143H107ZM109 144H110V143H109ZM109 144H108V145H109ZM136 144H138V143H136ZM140 144H139V145H140ZM142 144H143V143H142ZM160 144L163 145V143H160ZM190 144H191V143H190ZM215 144H216V145H215ZM219 144L221 145V147H223L222 149H221V147H220ZM224 144H225V145H224ZM127 145H130V144H127ZM145 145H146V144H145ZM147 145H148V144H147ZM154 145H155V144H154ZM164 145L166 146L167 144H164ZM164 145H163V147H162V146H161V147L164 148V147H165ZM192 145H193V144H192ZM214 145H215V146H214ZM223 145L226 146L225 149H227L228 151H227V150H224V146H223ZM114 146H117V145L114 144ZM121 146H122V145H121ZM140 146H141V145H140ZM167 146H168V145H167ZM167 146L164 148L163 152L161 151L162 153H160V154H163V155H164V153H165V151H166V149H167ZM216 146H217V148H216ZM20 147H21V146H20ZM110 147H113V145H112V146L110 145ZM149 147H150V146H149ZM156 147H158V146H156ZM156 147H155V148H156ZM170 147H171V146H170ZM239 147H240V148H239ZM242 147L246 148V150H244L245 152H243V151L240 150ZM127 148H128V147H127ZM131 148H132V147H131ZM137 148H139L138 145H137ZM137 148H135V149H137ZM158 148H159V147H158ZM178 148H179V147H178ZM210 148H211V147H210ZM234 148H235V149H234ZM244 148H243V149H244ZM8 149H9V148H8ZM13 149H14V148H13ZM107 149H109V148H107ZM142 149H143V148H142ZM145 149H148L147 146H144V150H145ZM152 149H153V148H152ZM169 149L172 150V147H171V148L168 147V150H167V154H170V155H171L173 152H175V150H176V149L174 148L175 150L172 151V153H170L171 151H170ZM189 149H190V148H189ZM236 149H237V151H236ZM243 149H242V150H243ZM112 150H113V153H114V151H115L114 148H113ZM144 150H143V151H144ZM155 150H156V149H155ZM234 150H235V151H234ZM10 151H11V150H9L8 155H9ZM128 151H130V150H128ZM157 151H158V152H157V153H158L157 155L159 156L158 159L155 157L156 155H155V153H153V151H152V153H153L154 155L152 154V158H153L154 160L151 159V157H150V162H151V163L156 162V165H155V163H153V165H155L154 167H153V165L150 166V167H152V169L155 168V169H154L155 172H152L153 174L156 173V171H157V168H156V167H157V166H160V167H161V165H162V163L165 161V159H166L167 162L163 163L164 165H162L161 168H163L164 166L169 167L168 163H170V161H171L172 158H173L172 156L168 155V159H171V160H168V159H167V155L165 154L164 156H165L166 158L163 157V158H164V159H163V158L161 157V158H162V159H161V158H160V154H159L160 151H159L158 149H157ZM169 151H170V152H169ZM232 151H233V152H232ZM116 152L118 153V151H116ZM116 152H115V155H119V154H116ZM144 152H145V151H144ZM168 152H169V153H168ZM226 152H227L228 154H226ZM246 152H247V153H246ZM1 153H2V152H1ZM111 153H112V152H111ZM130 153H131V152H130ZM145 153H147V152H145ZM176 153H177V152H176ZM178 153H179V152H178ZM40 154H41V153H40ZM98 154H99V153H98ZM173 154H174V153H173ZM194 154H195V156H194ZM234 154H233V155H234ZM2 155L4 156V154H2ZM10 155H11V154H10ZM10 155H9V156H10ZM163 155H161V156H163ZM199 155H200V154H199ZM218 155H219V154H218ZM220 155H221V154H220ZM9 156H8V157H9ZM143 156H144V157H143ZM143 156L141 157V159H142V161L146 159V164H145V165H147V163L149 162L147 156H149V155H143ZM158 156H157V157H158ZM196 156H197V157H196ZM200 156H201V155H200ZM249 156H250V157H249ZM254 156H256V157H254ZM4 157H5V156H4ZM10 157H11V156H10ZM92 157H94V155H93ZM97 157H98V158H95V164H94V166H96V162L99 164L98 160L96 161V159H99V156H97ZM115 157H116V156H115ZM117 157H119V156H117ZM120 157H121V155H120ZM130 157H131V156H130ZM145 157H146V158H145ZM154 157L156 158V160H155ZM171 157H172V158H171ZM251 157H252V158H251ZM24 158H25V157H24ZM100 158H101V157H100ZM143 158H145V159H143ZM174 158H173V159H174ZM230 158H231V160H230ZM0 159H2V158L0 157ZM4 159L7 160V158H4ZM159 159H161L162 161L164 160V161H163V162H162L161 160L159 161ZM180 159H181V160H180ZM9 160H10V158H9ZM21 160H22V159H21ZM24 160H25V159H24ZM88 160H89V159H88ZM100 160H101V159H100ZM151 160H152L153 162H152ZM176 160L174 159V160L171 161V162H172L171 165L174 164V165H172V166H173V169H175L174 167H175V165H176V164L173 163V162L176 161ZM187 160H188V162H187ZM2 161H3V160H2ZM11 161H12V160H10V163H11ZM18 161H19V160H18ZM89 161H90V160H89ZM101 161L103 162V159H102ZM134 161H135V160H133V162H134ZM142 161H141V162H142ZM197 161H198L199 164L201 163L199 166H198V164H197V165H194V164H193V162H197ZM201 161H203V162H201ZM249 161H250V163H249ZM19 162H20V161H19ZM136 162H137V161H135V163H136ZM157 162H158V163H157ZM160 162H161V164H160ZM176 162H177V161H176ZM206 162H207V164H206ZM237 162H240V163H237ZM16 163H18V162H16ZM100 163H101V162H100ZM103 163H105V161H104ZM135 163H133L134 166L136 165ZM166 163H167V165H165ZM202 163H205V164H203V165H205L204 167L201 166ZM19 164H21V163H19ZM98 164H97V165H98ZM106 164H107V163H106ZM143 164H144V163H143ZM149 164H150V163H149ZM149 164H148V166H149ZM158 164H159V165H158ZM195 164H196V163H195ZM4 165H5V164H4ZM5 166H6V165H5ZM12 166H13V164H12ZM100 166H102V164H101ZM140 166H141V164H140ZM176 166H177V165H176ZM186 166L188 167L187 169L190 170V173H189V170H187V169H186V171L184 170V169L186 168ZM196 166H197V167H196ZM238 166H237V167H238ZM13 167L15 168L16 165L13 166ZM98 167H99V166H98ZM107 167H108V166H107ZM125 167H126V166H125ZM167 167H166V168H167ZM202 167L204 168V170H203ZM208 167H206V169H207ZM101 168H102V170L105 169V168H103V167H101ZM126 168H127V167H126ZM138 168H139V167H138ZM138 168H137V170H138ZM143 168H145V167H143ZM148 168H149V167H148ZM209 168H208L207 171H206V170H205V171L208 172V171H209ZM5 169H7V168H5ZM9 169L11 170V168H9ZM15 169H16V168H15ZM25 169H27V168H25ZM90 169H91V168H90ZM141 169H142V166H141ZM141 169H140V170H141ZM167 169H168V168H167ZM179 169H180V168H179ZM179 169H178V170H179ZM201 169H202L203 171H202ZM10 170H9V171H10ZM95 170H96V169H95ZM140 170H139V171H140ZM143 170H144V169H143ZM145 170H147V169H145ZM148 170H149V169H148ZM154 170H152V171H154ZM161 170H162V169H161ZM161 170H160V171H157V174H159L160 172L162 173ZM168 170H169V169H168ZM6 171H7V170H6ZM16 171H17V169H16ZM27 171H28V170H27ZM96 171H98V170H96ZM108 171H109V170H108ZM165 171H166V170H165ZM181 171H182V170H181ZM194 171H195V170H194ZM200 171H199V172H200ZM210 171H211V170H210ZM212 171H211V173H212ZM7 172H8V171H7ZM7 172H6V173H7ZM106 172H107V171H106ZM111 172H113V170H112ZM137 172H138V171H137ZM149 172H150V170H149ZM167 172H168V171H167ZM170 172H172V171L170 170ZM201 172H200V173H201ZM206 172H204V173H206ZM215 172H216V171H214V173H212V174H215ZM14 173H15V172H14ZM28 173H29V172H28ZM30 173H32V172L30 171ZM109 173H110V172H109ZM114 173H116V172H114ZM188 173H189V174H188ZM9 174H10V173H9ZM9 174L7 173V177H8L9 180H10V175H9ZM11 174H12V173H11ZM26 174H27V173H26ZM98 174H99V173H98ZM139 174H141V173H139ZM181 174H182L183 176H182ZM187 174H188V175H187ZM190 174H191V175H190ZM8 175H9V176H8ZM12 175H13V174H12ZM17 175H18V174H17ZM43 175H44V174H43ZM66 175H67V174H66ZM116 175H117V174H116ZM120 175H121V174H120ZM120 175H119V177H120ZM160 175H161V174H160ZM160 175H159V177H161ZM215 175H216V174H215ZM0 176H1V174H0ZM19 176H20V175H19ZM83 176H84V175H83ZM87 176H88V175H87ZM99 176H100V178H101V175H100V174H99ZM139 176H140V175H139ZM157 176H158V175H157ZM184 176H187V177L191 176V177H189V180H188V178H186V177L184 178ZM7 177L5 176V178H7ZM23 177H24V176H23ZM23 177H22V178H23ZM37 177H38V176H37ZM44 177H45V175H44ZM67 177H68V175H67ZM113 177H114V175H113ZM117 177H118V176H117ZM121 177H122V175H121ZM180 177H181L182 179H181ZM195 177H196V178H195ZM201 177H202V176H200V179H202ZM211 177H212V176H211ZM216 177H217V176H216ZM12 178L15 179L14 176H12ZM12 178H11V179H12ZM30 178H31V177H30ZM100 178H99V180H100ZM111 178H112V176H111ZM161 178H162V177H161ZM165 178H166V177H165ZM214 178H215V177H214ZM214 178H213V180H214ZM1 179H2V178H1ZM24 179H25V178H24ZM31 179H32V178H31ZM94 179H95V178H94ZM96 179H97V178H96ZM112 179H113V178H112ZM112 179H111V180H112ZM118 179H119V178H118ZM122 179H123V177L121 178V180H122ZM190 179H191V180H190ZM32 180H35L34 177H33ZM32 180H31V182H32ZM70 180H71V179H70ZM101 180H102V178H101ZM101 180H100V182H101ZM108 180H109V178H108ZM115 180H116V179H113L112 181L114 182ZM123 180H124V179H123ZM147 180H148V179H147ZM161 180H162V179H161ZM170 180H171V181H170ZM175 180H176V182H175ZM187 180H188V181H187ZM192 180H193V181H192ZM194 180H195V181H194ZM196 180H197V182H196ZM198 180H199V181H198ZM0 181H2V180H0ZM4 181H5V180H4ZM4 181H3V182H4ZM13 181H15V180H13ZM19 181H20V180H19ZM24 181H25V180H22L21 182H24ZM97 181H98V180H97ZM124 181H125V180H124ZM124 181H122V182L120 181V182H121V183H125ZM173 181H174V182H173ZM189 181H190V182H189ZM203 181H204V180H203ZM217 181H218V178L216 179L215 183H216ZM70 182H71V181H70ZM105 182H106V181H105ZM116 182H117V181H116ZM118 182H119V181H118ZM155 182H157V181L155 180ZM230 182H232V181H230ZM230 182H228V184H229ZM6 183H7V182H6ZM27 183H28V182H27ZM33 183H35V182H33ZM82 183H83V182H82ZM98 183H99V181H98ZM163 183H164V184H163ZM165 183H166V184H165ZM170 183H172V184H173V183L176 184V185L178 186V188H177V186H176V188L173 187V186H171L172 184L170 185ZM189 183L191 184V186H190ZM196 183H198V184H196ZM3 184H4V183H3ZM7 184H8V183H7ZM9 184H10V183H9ZM70 184H71V183H70ZM99 184H103V182H101V183H99ZM99 184H98V185H99ZM146 184H147V183H146ZM148 184H147V185H148ZM193 184H194V185H193ZM199 184H200V185H199ZM205 184H206V183H205ZM205 184H204V185H205ZM226 184H227V183H226ZM250 184H251V185H250ZM16 185H17V184H16ZM16 185H15V186H16ZM19 185H20V184H19ZM26 185H27V184H26ZM122 185H123V184H122ZM195 185H198V186H195ZM22 186H23V185H22ZM32 186H34V184H33ZM101 186H102V185H101ZM105 186H106V185H105ZM163 186H164V188H162ZM165 186H166V188H165ZM168 186H169V188L172 187L171 190L174 191V192H173L174 194H172V191H171L170 189H169V190H170L171 192L168 191ZM170 186H171V187H170ZM214 186H215V188H214L215 190H213V187H214ZM9 187H11V185H10ZM26 187H27V186H26ZM98 187H99V186H98ZM103 187H104V185H103ZM121 187H122V186H121ZM150 187H151V188H150ZM194 187H195V188H194ZM207 187H208V188H207ZM12 188H13V187H12ZM29 188H31V187L29 186ZM29 188H28V190H29ZM85 188H86V187H85ZM100 188H101V189H104V188H102V187H100ZM117 188H119V187L117 186ZM173 188L176 190V193H175V190H173ZM201 188H202L203 192H204V190L207 191V192H208V190H209L210 193H207V192H206V193H207L206 195H205L204 193H202V197H203L204 195L207 196V198H206L207 200L205 199V197L203 198L204 200H201L202 197L198 196V197H200V199H198V197H197V199H196L197 201H200V202L198 203V202H196L195 198H196V195H199V192L201 193L202 190H199V189H201ZM211 188H212V189H211ZM6 189H7V188H6ZM19 189H20V188H19ZM122 189H123V188H122ZM156 189H157V190H156ZM163 189H166V191H163ZM193 189H194V191H193ZM207 189H208V190H207ZM210 189L212 190V192H211ZM4 190H5V189H4ZM11 190L13 191V189H11ZM22 190H23V189H22ZM22 190H21V192H22ZM124 190H127V189L124 188ZM124 190H123V191H124ZM152 190H151V191H152ZM155 190H156V191H155ZM177 190H178V191L181 190V193L179 194L180 191L178 192ZM14 191H15V190H14ZM14 191H13V192H14ZM19 191H20V190H19ZM25 191H26V190H25ZM159 191H162V192H159ZM215 191H216V192H215ZM221 191H223L224 193L222 194ZM116 192H117V191H116ZM120 192H121V191H120ZM154 192H153V193H154ZM163 192H164V193L167 192V193H165V194H169V193H170L168 196H166V198L169 199V198L171 197L172 199H173V198H174V199H173V200H170V199H171V198H170V199H169L170 202H165V203H164L165 197H164V199H163ZM168 192H169V193H168ZM177 192H178L179 195L177 194ZM213 192H215V193L212 194ZM7 193H8V190H7ZM9 193H10V190H9ZM9 193H8V194H9ZM16 193H17V191H16ZM27 193H28V192H27ZM31 193H32V192H31ZM123 193H126V191L123 192ZM150 193H152V192H150ZM189 193H190V192H189ZM8 194H7V197H9ZM10 194H11V193H10ZM21 194H22V193H21ZM121 194H122V193H121ZM176 194H177V196H176ZM211 194H212V196L214 195V198H213V197L209 198V197L211 196ZM230 194H232L233 196L230 195ZM234 194H235V197H234ZM238 194H239V196H240V194H241V196H240L239 198L237 197ZM5 195H6V194H5ZM12 195H13V194H12ZM29 195H30V193H29ZM117 195L120 196V197L118 196L119 198H122L123 196L126 198V195H123V196L120 195V194H117ZM159 195H160L162 198H161ZM171 195H173V196H171ZM174 195H175V197H174ZM208 195H209V197H208ZM242 195H244V196H242ZM245 195H246V196H245ZM10 196H11V195H10ZM24 196H25V195H24ZM128 196H129V194H128ZM178 196H180V198H182V200H180V198H178ZM183 196H184V197H183ZM176 197L178 198V200H175ZM246 197H248V198H246ZM5 198H6V197H5ZM12 198H13V197H12ZM12 198H11V197L8 198L9 201H11V203H10V202H7V203L10 204V206H11V205H12V206L15 205L14 202H12ZM159 198H160V199H159ZM177 198H176V199H177ZM183 198H185V199L187 198V199H188V200H187L188 203L186 202V200H183ZM212 198H213V199H212ZM10 199H11V200H10ZM32 199L34 200V198H32ZM32 199H30V200H32ZM168 199H167V200H168ZM209 199H210V200H209ZM5 200H7V198H6ZM13 200H14V199H13ZM17 200H19V199L16 198V200H14V201L16 202ZM30 200H29V201H30ZM179 200H180V201H179ZM205 200H206V201H205ZM211 200H212V201H211ZM213 200H214V201H213ZM7 201H8V200H7ZM24 201H26V199H25ZM154 201H153V202H154ZM171 201H174V202H175V201H178V202H180V204H182V205H180L179 203H178V205H179L180 207H182L185 211H184V210L181 211L182 208H180V207H178V206H177V208H176V207H175L176 204H174V202H171ZM203 201H204V202H203ZM35 202H36V200H35ZM35 202H34V203H35ZM96 202H97V201H96ZM150 202H152V201H150ZM181 202H182V203H181ZM192 202H193V203H192ZM202 202H203V203H202ZM210 202H211V203H210ZM7 203H6V205L9 206V204H7ZM27 203H28V201H27ZM27 203H25V204H27ZM170 203H172L173 205L170 204ZM175 203H176V202H175ZM186 203L189 205V207L187 206ZM189 203H190V204H189ZM195 203H196V204H195ZM201 203H202V204H201ZM28 204H29V203H28ZM28 204H27L26 206H28ZM30 204H31V203H30ZM37 204H38V203H37ZM37 204H35V205H37ZM131 204H132V203H131ZM151 204H152V203H151ZM166 204L168 205L169 208L173 206L174 209H172V208L169 209V208L165 207ZM192 204H194V205H192ZM96 205H99V203L96 204ZM154 205L156 206L155 203H154ZM154 205H153V206H154ZM169 205H170V206H169ZM171 205H172V206H171ZM190 205H192L193 207L191 208ZM195 205H196V206H195ZM16 206H18V204H16ZM23 206H25V205H23ZM33 206H34V204H33ZM39 206H40V205H39ZM39 206H38V207H39ZM100 206H101V205H100ZM194 206H195V207H194ZM198 206H199V205H198ZM28 207H29V206H28ZM35 207H36V206H35ZM208 207H210V209H209ZM7 208H8V207H7ZM17 208H18V207H17ZM30 208H31V207H30ZM154 208H155V207H154ZM185 208H186V209H185ZM198 208H199V207H198ZM202 208H203V209H202ZM8 209H9V208H8ZM33 209H34V208H32V210H33ZM155 209H156V208H155ZM16 210H17V209H16ZM30 210H31V209H30ZM43 210H45V209H43ZM190 210H189L188 212H189V213H192V212H190ZM198 210H199V209H198ZM0 211L2 212V210H0ZM33 211H34V210H33ZM157 211H158V210H157ZM179 211H178V212H179ZM48 212H49V211H48ZM135 212H136V211H135ZM155 212H156V211H155ZM168 212H169V211H168ZM188 212H187V213L185 212L184 214H188ZM43 213H44V212H43ZM133 213H134V212H133ZM213 213H212V214H213ZM52 214H53V213H52ZM134 214H135V213H134ZM140 214H142V213H140ZM178 214H180V213H178ZM234 214H233V215H234ZM0 215H1V214H0ZM137 215H138V214H137ZM143 215H144V214H143ZM53 216H54V215H53ZM130 216H131V215H130ZM135 216H136V215H135ZM181 216H182V215H181ZM185 216H188V217H189V215H185ZM185 216H184V217H185ZM209 216H210V215H209ZM212 216H213V215H212ZM225 216H224V217H225ZM157 217H158V216H157ZM161 217H162V216H161ZM161 217H160V218H161ZM163 217H164V216H163ZM172 217H174V216H172ZM175 217H177V215H176ZM190 217H191V216H190ZM136 218H137V216H136ZM2 219H3V217H2ZM45 219H46V218H45ZM137 219H138V218H137ZM168 219H169V218H168ZM260 219H261V218H260ZM19 220H21V218H18V221H19ZM22 220H23V219H22ZM133 220H134V219H133ZM225 220H226V219H225ZM225 220H223V221L225 222ZM257 220H258V219H257ZM18 221H17V225H18ZM23 221H24V220H23ZM136 221H137V220H136ZM163 221H165V218H164ZM182 221H183V220H182ZM208 221H209V220H208ZM218 221H219V220H218ZM250 221H253V220H250ZM250 221L247 222V224H248V223L252 224V222H250ZM255 221H256V220H255ZM25 222H26V221H25ZM214 222H215V220H214ZM216 222H217V220H216ZM257 222H258V221H257ZM26 223H27V222H26ZM182 223H183V222H182ZM211 223L213 224L212 221H211ZM217 223H218V222H217ZM217 223H216V224H217ZM3 224H4V223H3ZM22 224H23V223H22ZM212 224H211V226H212ZM247 224H246V225H247ZM250 224L247 225V227H249V226L251 227ZM27 225L29 226V224H27ZM232 225H233V224H231V226H232ZM252 225H253V224H252ZM19 226H20V225H19ZM25 226H26V225H25ZM25 226H24V228H25ZM28 226H27V228H25L26 230L29 229ZM42 226H44V225H42ZM45 226H46V227H44V229H45V228L47 229V228H48L47 225H45ZM243 226H244V225H243ZM257 226H258V225H257ZM178 227H179V226H178ZM178 227H176V228H178ZM19 228H21V226H20ZM31 228H32V230L35 229V228L32 227V225H31ZM143 228H144V227H143ZM194 228H195V227H194ZM211 228H212V227H211ZM235 228H236V227H234V229H235ZM22 229H23V228H22ZM42 229H43V227H42ZM44 229H43V230H44ZM46 229H45V230H46ZM212 229H213V228H212ZM253 229H254V228H253ZM9 230H11V229H9ZM47 230H48V229H47ZM156 230H157V229H156ZM176 230H178V229H174V228H171V227L167 226V227H166V230H165V233H166V234H165V238H168L169 240L172 239V235H173L174 233H175V234H176V233L178 234V232H177ZM237 230H239V229L234 230V232H232V234H230V233H229V234H228V233H223V234H222V235H223V236H222L223 240L221 239V240H219L218 242H215V243L213 244V246H211L212 249L210 248V250H212V251H210V253L212 254V252H213V254H214V252L217 251L216 248H220V246L222 247L223 245H226V246H227V244L229 243V246H227V247H229L230 250H227L226 254H228V255L230 254V256H228V255H227V256H224V255H226V254H224L223 256H224V257H227V258L231 257V254H233L231 251H233V250H232L231 247H230L231 244H230V241H229V240H232V239H233V242H234V240L238 237V231H237ZM254 230H255V229H254ZM24 231H25V230H24ZM30 231H31V230H30ZM35 231H36V229H35ZM239 231H240V230H239ZM246 231H247V230H246ZM249 231H250V229H249ZM249 231H248V232H249ZM46 232H48V231H46ZM153 232H154V231H153ZM252 232H253V230H252ZM30 233H31V232H30ZM32 233H34V231H32ZM32 233H31V234H32ZM236 233H237V234H236ZM31 234H30V235H31ZM35 234H36V233H35ZM45 234H46V233H45ZM48 234H50V233L48 232ZM55 234H56V233H55ZM91 234H92V233H91ZM155 234H157V233H155ZM4 235H5V234H4ZM17 235H18V234H17ZM17 235H16V237H17ZM26 235H27V234H26ZM28 235H29V234H28ZM141 235H142V234H141ZM151 235H152V234H151ZM153 235H154V234H153ZM187 235H188V233H187ZM187 235H186L185 238H187ZM33 236H34V235H32V237H33ZM35 236H36V235H35ZM44 236H46V235H44ZM44 236H43V237H44ZM55 236H56V235H55ZM154 236H155V235H154ZM235 236H236V237H235ZM6 237H7V236H6ZM29 237H30V236H29ZM52 237H53V236H52ZM57 237H58V236H57ZM139 237H140V235H139ZM157 237H158V236H157ZM179 237H180V233H179L178 238H179ZM34 238H35V237H34ZM48 238H49V237H48ZM152 238H153V237H152ZM229 238H232V239H229ZM37 239H38V238H37ZM37 239H36V240H37ZM140 239H141V238H140ZM140 239H139V240H140ZM188 239H189V238H188ZM48 240H49V239H48ZM48 240H46V242H47ZM166 240H167V239H166ZM175 240H176V239H175ZM177 240H178V239H177ZM236 240H237V239H236ZM236 240H235V241H236ZM167 241H168V240H167ZM227 241H229V242H227ZM237 241H238V240H237ZM1 242H2V241H1ZM44 242H45V241H44ZM48 242H49V241H48ZM59 242H60V241H59ZM148 242H150V241H148ZM152 242H154V241H152ZM168 242H169V241H168ZM171 242H172V241H171ZM175 242H176V241H175ZM223 242H224L225 244H224ZM42 243H43V242H42ZM42 243H41V245H43ZM86 243H87V242H86ZM221 243H222L223 245H222ZM226 243H227V244H226ZM231 243H232V242H231ZM159 244H160V243H159ZM161 244H162V243H161ZM161 244H160V245H161ZM185 244H186V243H185ZM57 245L59 246L60 244H57ZM68 245H69V244H68ZM68 245H67V246H68ZM157 245H158V244H157ZM182 245H183V244H182ZM232 245H233V244H232ZM43 246H44V245H43ZM63 246H64V245H60V247H63ZM69 246H70V245H69ZM146 246H147V245H146ZM146 246H144V247H146ZM158 246H159V245H158ZM176 246H177V244H176V243H173V247L175 248ZM233 246H234V245H233ZM39 247L41 248V246H39ZM177 247L179 248V246H177ZM235 247H237V246H235ZM49 248H50V246L48 247V249H49ZM55 248H56V247H55ZM68 248H69V247H67V249H68ZM85 248H86V247H85ZM138 248H139V247H138ZM159 248H160V247H159ZM222 248H223V247H222ZM50 249H51V248H50ZM50 249H49V251H51ZM57 249H59V247H58ZM61 249H62V248H61ZM64 249H66V248H63V249H62L63 251L59 250V251H61L60 254L63 256L62 258L65 257V256H64L65 254H66V256H67L68 254H71V252H72V256L74 255L73 249H71V247H70L69 250H68L69 253H66V250H64ZM70 249H71L72 251H71ZM83 249H84V248H83ZM86 249H87V248H86ZM86 249H85V250H86ZM146 249H147V247H146ZM193 249H194V252H195V253L198 251V250L195 251V248H193ZM193 249H192V250H193ZM196 249H198V248H196ZM224 249H225V248H224ZM234 249H235V248H234ZM46 250H47V249H46ZM55 250H56V249H55ZM87 250H88V249H87ZM124 250H125V249H124ZM126 250H127V249H126ZM138 250H139V249H138ZM148 250H149V249H148ZM172 250H173V248H172ZM176 250H177V249H176ZM176 250L174 249V251H176ZM178 250H180V248H179ZM236 250H237V249H236ZM122 251H123V250H122ZM167 251L171 252V251L169 250V248L167 249ZM186 251H187V250H186ZM229 251H230V252H229ZM64 252H65V253H64ZM80 252H81V251H80ZM97 252H100V251H97ZM124 252H125V251H124ZM128 252H129V251H128ZM184 252H185V250H184ZM47 253H48V252H47ZM62 253H63V254H62ZM87 253H88V251H87ZM142 253H145V252H142ZM150 253H151V252H150ZM167 253H168V252H167ZM171 253H172V252H171ZM178 253H179V251H178ZM185 253H186V252H185ZM187 253H188V252H187ZM195 253H194V254H195ZM197 253H198V255H199L200 251L197 252ZM60 254H59V252H58L59 257L61 256ZM78 254H79V253H78ZM78 254H77V255H78ZM131 254H132V253H131ZM162 254H163V252H162ZM175 254H176V253H174V255H175ZM189 254H191V253H189ZM189 254H188V255H189ZM211 254H209V255H210L211 257L214 256V258H215L214 261H216V262L219 261V262H223V263H224V259H225V258L223 259V256H222V258L220 257L221 260L223 259L222 261H220V260H216V259H217V255H211ZM215 254H216V253H215ZM6 255H7V254H6ZM98 255H99V254H98ZM103 255H104V254H103ZM118 255H119V254H118ZM164 255H167V254H165V252H164ZM186 255H187V254H186ZM188 255H187V256H185V255H180V256H184V257L188 258V260H189L190 255H189V256H188ZM195 255H196V254H195ZM198 255H197V256H198ZM201 255H202V254H200L199 256H201ZM209 255H207V256L205 255V257H207V258H206V261L204 260V259H205V258H204L203 260L201 259L202 261H199V260H198V262L196 261L197 263H196V262H195V263H196V264H198V263H199V264H201V263L204 264L203 262H207V261H208L207 259L209 258V257H208ZM31 256H32V255H31ZM80 256H82V255L80 254ZM105 256H106V255H105ZM123 256H124V255H122V258H123ZM130 256H131V255H130ZM146 256H147V255H146ZM157 256H158V255H157ZM193 256H194V255H193ZM193 256H192V257H193ZM199 256H198V257H199ZM73 257H74V258H73ZM73 257H72V258H73V259H72V258L69 256V258H70L71 261H72V260L74 261L75 256H73ZM167 257H168V256H167ZM175 257H176V256H175ZM8 258H9V256H8ZM33 258H34V257H33ZM78 258H79V257H77V259H78ZM89 258H90V256H89ZM107 258H108V256H107ZM124 258H126V261H128V259H129V258L126 257V256H125ZM127 258H128V259H127ZM145 258H146V257H145ZM159 258H160V257H159ZM169 258L171 259V258H174V257H172V256L170 255ZM193 258H194V257H193ZM200 258H202V257H200ZM232 258H233V257H232ZM64 259H65V258H64ZM64 259H62V260H64ZM79 259H80V258H79ZM115 259H116V258H115ZM120 259H121V258H120ZM166 259H167V258H166ZM179 259H180V258H178V260H179ZM181 259H182V257H181ZM190 259H191V257H190ZM195 259H196V258H195ZM59 260L62 261V260H61V257L59 258ZM66 260H67V262L70 261V260L68 259V257H67ZM83 260H84V259H83ZM83 260H82L81 262H83ZM89 260H90V259H89ZM94 260H95V259H94ZM124 260H125V259H124ZM159 260H160V259H159ZM163 260H164V258H163ZM163 260H162V261H163ZM178 260H177V261H178ZM182 260H183V259H182ZM191 260H192V259H191ZM193 260H194V259H193ZM33 261H34V260H33ZM73 261H72L71 264H73ZM95 261H96V260H95ZM103 261H104V260H103ZM109 261H110V260H109ZM126 261H124V262H126ZM165 261H166V260H165ZM65 262H66V261H65ZM89 262H90V261H89ZM117 262H118V261H117ZM168 262H169V261H168ZM168 262H166V263H168ZM171 262H172V261H171ZM173 262H174V261H173ZM178 262H180V261H178ZM181 262H184V261H181ZM181 262H180V263H181ZM211 262H212V261H211ZM225 262H226V259H225ZM69 263H70V262H69ZM164 263H165V262H164ZM62 264H64V261H62ZM65 264H67V263H65ZM74 264H75V263H74ZM106 264H107V263H106ZM126 264H127V262H126Z\"/></svg>",
    "mask_w": 264,
    "mask_h": 264
}]
</instances>
